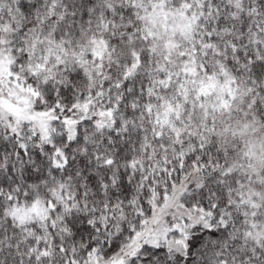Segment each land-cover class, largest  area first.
I'll return each mask as SVG.
<instances>
[{
  "label": "snow or ice",
  "instance_id": "snow-or-ice-1",
  "mask_svg": "<svg viewBox=\"0 0 264 264\" xmlns=\"http://www.w3.org/2000/svg\"><path fill=\"white\" fill-rule=\"evenodd\" d=\"M0 264H264V0H0Z\"/></svg>",
  "mask_w": 264,
  "mask_h": 264
}]
</instances>
